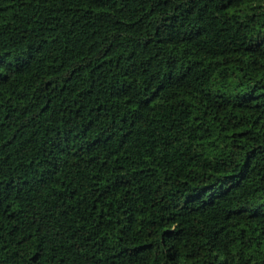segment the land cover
I'll return each mask as SVG.
<instances>
[{
	"label": "trees",
	"instance_id": "16d2710c",
	"mask_svg": "<svg viewBox=\"0 0 264 264\" xmlns=\"http://www.w3.org/2000/svg\"><path fill=\"white\" fill-rule=\"evenodd\" d=\"M0 264H264V0H0Z\"/></svg>",
	"mask_w": 264,
	"mask_h": 264
}]
</instances>
